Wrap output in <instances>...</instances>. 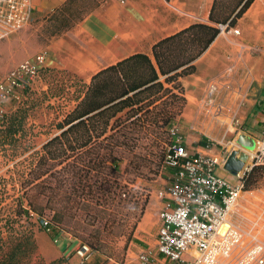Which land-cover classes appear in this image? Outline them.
Returning a JSON list of instances; mask_svg holds the SVG:
<instances>
[{
	"label": "trees",
	"instance_id": "1",
	"mask_svg": "<svg viewBox=\"0 0 264 264\" xmlns=\"http://www.w3.org/2000/svg\"><path fill=\"white\" fill-rule=\"evenodd\" d=\"M254 1L215 0L210 24H192L155 43L151 55L136 53L100 70L89 84L64 72L69 83L63 82L57 93L60 71L47 68L41 72L42 80L49 78L52 97L73 89L76 105L56 125L55 137L32 154L29 171L25 175L17 172L24 192L8 228H2L8 236L3 232L0 238V264H72L77 252L53 261L42 256L36 230L23 223L24 216L31 214L40 216V231L55 241L72 235L80 240L81 249L89 250L88 258L96 255L92 262L80 264H106L117 256L112 245L121 225L125 233L128 231V244L122 250L125 257L129 244L145 247L134 234L150 191L137 184L155 180L164 168L172 143L170 131L187 104L182 79L196 73V62L217 40L220 26H237ZM29 89L22 90L21 96ZM26 117L22 110L7 116L0 130L1 150L10 146L17 152L22 147L17 144ZM263 176L264 167L254 166L243 178L245 190L257 189ZM25 201L29 209L24 207ZM123 201L129 202L132 211L128 220L120 218L119 212L102 217L105 209ZM46 216L48 223L44 225ZM101 227L103 235L98 232ZM70 243L66 245L72 246Z\"/></svg>",
	"mask_w": 264,
	"mask_h": 264
},
{
	"label": "crops",
	"instance_id": "2",
	"mask_svg": "<svg viewBox=\"0 0 264 264\" xmlns=\"http://www.w3.org/2000/svg\"><path fill=\"white\" fill-rule=\"evenodd\" d=\"M214 2L131 0L121 5L117 0H32L34 22L41 23L48 35L42 51L49 53L47 68L70 71L86 84L100 70L133 54L151 55L155 43L192 24H210ZM237 28L241 36L221 32L196 62V73L182 79L187 104L178 121L190 152L219 158L217 174L232 184H238L253 166L254 150H245L243 144L251 148L264 128V0L254 1ZM15 36L0 43V53L20 44ZM256 47L259 53H252L250 49ZM235 151L248 156L239 177L226 169ZM169 171L150 185V200L137 232L145 249L157 246L161 194L174 177ZM258 209L257 204L240 203L233 222L250 229ZM61 241L72 242L66 235ZM138 251L129 253L126 262L135 264Z\"/></svg>",
	"mask_w": 264,
	"mask_h": 264
},
{
	"label": "built area",
	"instance_id": "3",
	"mask_svg": "<svg viewBox=\"0 0 264 264\" xmlns=\"http://www.w3.org/2000/svg\"><path fill=\"white\" fill-rule=\"evenodd\" d=\"M127 2L123 0L122 4ZM33 12L32 0H0V43L31 27ZM220 29L236 37L241 35L234 27L220 26ZM250 51L259 53L260 49ZM48 59L49 53L42 52L22 62L0 81V130L8 115L5 106L20 101L22 90L42 81L41 72L47 69ZM216 89L213 85L212 94ZM170 134L172 143L165 167L176 173L161 194L157 246L138 251L135 264H264V238L260 236L264 223L253 221L246 230L233 222L244 195L252 192L245 190L244 177H240L238 184L221 178L217 174L219 158L192 154L178 125ZM251 158L252 168L264 167V128L256 139ZM43 222L48 223L45 219Z\"/></svg>",
	"mask_w": 264,
	"mask_h": 264
},
{
	"label": "rangeland",
	"instance_id": "4",
	"mask_svg": "<svg viewBox=\"0 0 264 264\" xmlns=\"http://www.w3.org/2000/svg\"><path fill=\"white\" fill-rule=\"evenodd\" d=\"M117 1L123 5V0ZM129 1L131 0H128V2ZM234 28H237V26ZM43 29L44 28L41 26V23L36 24V22H34L31 27L15 36L16 38H20L19 45L8 49L6 52L0 53V81L18 64L24 62V60H27L30 57L36 56V54L42 52L46 48V43H48L46 36L48 37V35ZM262 40H264V37ZM53 70L60 71L57 76V81H59V84L56 92L58 93L60 92L59 89L64 86L63 82H65V84L69 83V77L64 72H72L57 69ZM48 79H43L34 87L27 90L26 93H24L21 97L20 101H12L5 106L6 111L8 112V117H10L12 114H15L19 110L25 112L27 117L24 126L25 128L18 137L19 142L17 145L22 147L17 152H15V147L10 146L7 147L5 151L0 149V238L3 232V235L8 236V232H6L7 229L5 230L2 228L7 226V222L10 221V219L12 220L14 217V212L18 205V198L22 196V192H24L21 182L18 181V170H20V174L24 173V175L27 173V171H29L33 161L32 154L36 151H40L45 143H47L51 138L55 137V135L58 133L56 125L61 122L65 114L70 112L76 105V96L73 95V89L69 90L68 88L65 94L59 97H52V94H49L51 86L49 85ZM16 164L19 166H16ZM169 172L170 171L164 165V168L161 170V174H159L155 180L151 182L140 180L137 186L148 188L151 196L150 185L158 178L165 176ZM241 203H252L259 205V209L256 210L255 216L251 220L255 223H261L260 225H263L264 176L259 182L258 188L252 190L251 193L244 195V199L241 200ZM24 207L28 209L30 208L27 201H25ZM117 212L120 213V218L126 219L127 217L128 220V218H130V213H132V211H130L129 202L123 201V203L119 206L105 209L102 217L107 219L111 213L116 214ZM45 220H47V216L45 217ZM23 223L25 226H30L31 224L36 230L40 253L48 261L57 260L64 255L69 257L73 254V252L77 253H75V257L72 259V264H80L85 261L92 262L96 256L93 255L88 258L87 255L89 254V250H86V248L81 249L80 240H76V238H74L72 235H66L71 239L73 244V247H68V245L63 243L61 240V242L55 241L49 233L40 231L41 219L37 214H31V217L25 215ZM129 228L131 230V226H128V230ZM87 229L88 231L93 230L91 227H87ZM257 231L259 232V230ZM98 232L99 234L103 235L104 228L101 227ZM127 232L128 231H126V233ZM137 232L138 229L134 235L138 240ZM115 233L118 237L116 244H113L112 246L117 249V256L113 257V259L109 260L106 264H123L127 261L129 253L142 250V248L137 244L131 243L129 244V252L125 257L122 253V250L126 247L128 242L127 237H125L126 233L124 232V225L119 226ZM261 234L264 238V231H260V236ZM108 236L110 238L112 237L110 235ZM66 248L69 250H67L68 253H62L61 250ZM102 258L103 260L107 261L106 256H103Z\"/></svg>",
	"mask_w": 264,
	"mask_h": 264
},
{
	"label": "water",
	"instance_id": "5",
	"mask_svg": "<svg viewBox=\"0 0 264 264\" xmlns=\"http://www.w3.org/2000/svg\"><path fill=\"white\" fill-rule=\"evenodd\" d=\"M243 147L245 150H254L255 144L253 143L252 147L250 148L248 143L246 144L244 143ZM239 155L241 158L238 159ZM247 160H248V156L246 154H240L239 152L235 151L229 157L227 164H226V169L228 171H232L234 175H238L240 172H242L243 169H245Z\"/></svg>",
	"mask_w": 264,
	"mask_h": 264
},
{
	"label": "bare ground",
	"instance_id": "6",
	"mask_svg": "<svg viewBox=\"0 0 264 264\" xmlns=\"http://www.w3.org/2000/svg\"><path fill=\"white\" fill-rule=\"evenodd\" d=\"M98 22H99V20H98ZM111 31V30H110ZM99 43V42H98ZM101 44V43H100ZM93 45V44H92ZM95 47H96V45H95Z\"/></svg>",
	"mask_w": 264,
	"mask_h": 264
}]
</instances>
